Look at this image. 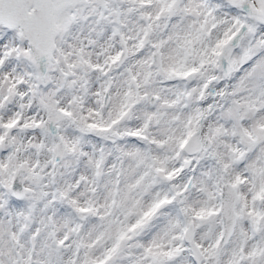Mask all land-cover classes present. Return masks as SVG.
<instances>
[{"label":"snow or ice","instance_id":"snow-or-ice-1","mask_svg":"<svg viewBox=\"0 0 264 264\" xmlns=\"http://www.w3.org/2000/svg\"><path fill=\"white\" fill-rule=\"evenodd\" d=\"M0 264H264V0H0Z\"/></svg>","mask_w":264,"mask_h":264}]
</instances>
